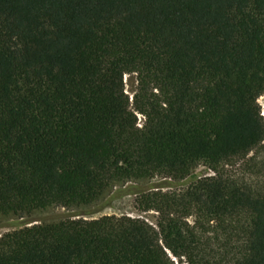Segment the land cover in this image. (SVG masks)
Masks as SVG:
<instances>
[{
    "label": "trees",
    "instance_id": "obj_1",
    "mask_svg": "<svg viewBox=\"0 0 264 264\" xmlns=\"http://www.w3.org/2000/svg\"><path fill=\"white\" fill-rule=\"evenodd\" d=\"M263 94L264 0H0V264H264Z\"/></svg>",
    "mask_w": 264,
    "mask_h": 264
},
{
    "label": "rangeland",
    "instance_id": "obj_2",
    "mask_svg": "<svg viewBox=\"0 0 264 264\" xmlns=\"http://www.w3.org/2000/svg\"><path fill=\"white\" fill-rule=\"evenodd\" d=\"M125 82V90L126 93L130 95L131 100H132V95L134 93L135 87H136V80H135V75H126L124 78ZM259 106L261 108V115L264 121V94L259 98L258 100ZM142 117L139 115L138 122H140ZM252 155V154H251ZM225 170L228 171V173L236 175L239 179L247 181L248 184L253 185V186H262L264 185V174H260V172L256 173L257 171L255 168H251L249 166L247 168V165L244 162L238 163L236 166L232 167V169L228 166L224 168ZM251 169V170H250ZM254 173V174H253ZM213 175V172L209 170L208 168L204 166H199L197 169H195L186 179L179 181V182H174L172 183V187L168 188H163V191L166 190H180L183 188H186L193 182H195L197 179L205 176H210ZM166 179H154L150 181L148 184L152 185H159L162 182H164ZM168 182L170 179H167ZM131 183H128L122 187H116L114 188L108 195H107V203L101 207L96 208V213L92 215L93 218H99L105 215H127L130 217H137V218H142L148 221L151 224H154L157 219V213L154 211H148V212H142L140 210V205L138 204L137 201V196L134 194L131 189ZM72 212L62 209V208H50L45 211H40L35 213L32 216L33 220H40L41 218L43 219H48V218H54V217H67L71 215ZM23 220H16V219H3L0 221V235L17 229L19 227H22L24 224H22ZM176 264H188L186 262V259H176L175 260Z\"/></svg>",
    "mask_w": 264,
    "mask_h": 264
},
{
    "label": "water",
    "instance_id": "obj_3",
    "mask_svg": "<svg viewBox=\"0 0 264 264\" xmlns=\"http://www.w3.org/2000/svg\"><path fill=\"white\" fill-rule=\"evenodd\" d=\"M167 182H168V181H164V182H162V183L159 184V185H152V184H151V186H153V187H157V186H165V187H163V188H168V187H167V186H168V185H167ZM164 183H165V184H164ZM171 187H172V186H171Z\"/></svg>",
    "mask_w": 264,
    "mask_h": 264
}]
</instances>
